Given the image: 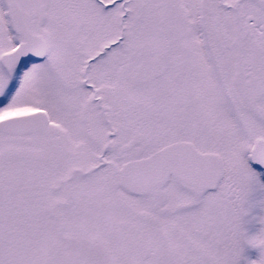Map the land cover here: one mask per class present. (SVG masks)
<instances>
[{"label": "snow or ice", "instance_id": "snow-or-ice-1", "mask_svg": "<svg viewBox=\"0 0 264 264\" xmlns=\"http://www.w3.org/2000/svg\"><path fill=\"white\" fill-rule=\"evenodd\" d=\"M0 264H264V0H0Z\"/></svg>", "mask_w": 264, "mask_h": 264}, {"label": "rangeland", "instance_id": "rangeland-1", "mask_svg": "<svg viewBox=\"0 0 264 264\" xmlns=\"http://www.w3.org/2000/svg\"><path fill=\"white\" fill-rule=\"evenodd\" d=\"M246 255L250 256L251 259H256L259 256V252L257 250H252L250 252H246Z\"/></svg>", "mask_w": 264, "mask_h": 264}]
</instances>
